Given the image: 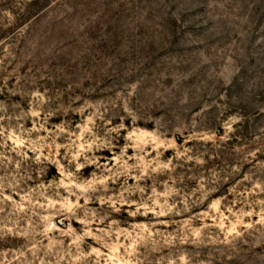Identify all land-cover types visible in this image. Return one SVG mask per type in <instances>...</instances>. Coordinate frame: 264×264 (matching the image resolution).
Instances as JSON below:
<instances>
[{
    "label": "rangeland",
    "instance_id": "374dc122",
    "mask_svg": "<svg viewBox=\"0 0 264 264\" xmlns=\"http://www.w3.org/2000/svg\"><path fill=\"white\" fill-rule=\"evenodd\" d=\"M0 264H264V0H0Z\"/></svg>",
    "mask_w": 264,
    "mask_h": 264
}]
</instances>
